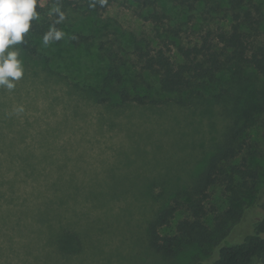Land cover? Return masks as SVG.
Segmentation results:
<instances>
[{"label": "rangeland", "instance_id": "obj_1", "mask_svg": "<svg viewBox=\"0 0 264 264\" xmlns=\"http://www.w3.org/2000/svg\"><path fill=\"white\" fill-rule=\"evenodd\" d=\"M157 1L167 24L185 31L186 44L229 24L228 0ZM251 1L261 9L257 42L264 47V0ZM148 13L132 0H117L104 12L70 11L60 43L35 41L41 58L11 46L23 76L12 90L0 86V264H195L215 254L183 247L172 257L158 255L148 227L223 142L235 91L226 76L200 96L156 93L157 79L133 67L134 41L157 35L144 21ZM77 34L91 36L90 45L73 46ZM106 50L124 57L130 88L141 74L138 89L144 94L149 85L163 103L97 104L93 92L104 78ZM251 140L254 187L233 203L216 187L206 203L209 222L231 208L242 212L230 232L233 243L264 220V128L253 130ZM68 234L78 241L64 249Z\"/></svg>", "mask_w": 264, "mask_h": 264}, {"label": "trees", "instance_id": "obj_2", "mask_svg": "<svg viewBox=\"0 0 264 264\" xmlns=\"http://www.w3.org/2000/svg\"><path fill=\"white\" fill-rule=\"evenodd\" d=\"M116 1L37 0L38 18L31 21L23 42L16 46L29 58L42 57L35 41L43 42L44 34L52 25L60 31L63 29L64 20L56 23L58 16L50 14L53 6H58L66 17L70 11L104 12ZM167 1L171 4L186 3L182 0ZM132 2L141 10L149 11L144 21L155 25L157 35L152 40H135L132 56L135 61L133 67L157 79L156 93L180 95L194 92L200 96L208 85L216 84L227 76L230 89L235 91L236 102L235 115H232L223 142L209 156L203 172L192 185L179 189L150 222V247L164 257L174 256L183 247L215 250L210 261L199 260L195 264H263L264 220L239 243H233L229 241L230 232L241 220L242 212L231 208L222 217L217 216L215 221L209 222L206 210L211 189L221 187L232 203L238 202L254 187L259 177L257 169L251 167L249 161L256 154L251 151V132L264 128V47L257 42L263 22L260 6L251 0H228V26L207 30L186 44L182 37L185 31L167 24L168 18L159 10L157 0ZM162 27L163 31H160ZM160 36L164 38L156 44L155 39ZM62 39L50 43H60ZM91 39V36L77 34L70 41L73 46L80 47L89 46ZM104 58V78L93 92L97 104L107 105L112 99L120 105L163 103L154 97L149 85L144 94L138 89L137 81L145 83L141 74L132 81L131 88L127 85L123 56L106 50ZM171 225H174V230ZM69 241L78 239L68 234L61 241L64 249H68Z\"/></svg>", "mask_w": 264, "mask_h": 264}, {"label": "clouds", "instance_id": "obj_3", "mask_svg": "<svg viewBox=\"0 0 264 264\" xmlns=\"http://www.w3.org/2000/svg\"><path fill=\"white\" fill-rule=\"evenodd\" d=\"M36 4L37 0H0V86L8 90L14 89V81L23 76L19 51L11 46L23 42L31 21L38 18ZM50 14L58 16L56 23L65 19L58 6H53ZM64 35V32L52 25L44 34L43 43L47 46L52 41L61 40Z\"/></svg>", "mask_w": 264, "mask_h": 264}]
</instances>
